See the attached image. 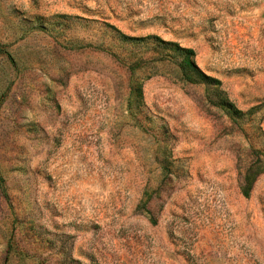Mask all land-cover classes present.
I'll list each match as a JSON object with an SVG mask.
<instances>
[{"label": "rangeland", "instance_id": "1", "mask_svg": "<svg viewBox=\"0 0 264 264\" xmlns=\"http://www.w3.org/2000/svg\"><path fill=\"white\" fill-rule=\"evenodd\" d=\"M0 264H264V0H0Z\"/></svg>", "mask_w": 264, "mask_h": 264}, {"label": "trees", "instance_id": "2", "mask_svg": "<svg viewBox=\"0 0 264 264\" xmlns=\"http://www.w3.org/2000/svg\"><path fill=\"white\" fill-rule=\"evenodd\" d=\"M116 29V28H115ZM117 30V29H116ZM118 31V30H117ZM124 40H130V41H141L145 42L147 40H155L158 42V45L163 50H171L174 53V56L177 62V67L179 69V72L181 74L180 78L189 83H195V84H206L214 82L215 85L220 86L221 81L209 76L206 74L196 63L195 56L196 53L194 49L192 48H186L182 47L177 43L174 42H166L162 40L161 38L157 36H148L146 38H136V37H130L125 34H121ZM161 59H166L165 56L162 55ZM174 59V58H173ZM223 109L226 111V113L230 116L235 115H243V113L237 109L233 104L225 101L223 104ZM262 166H257L256 169H252V171L249 173L248 176L245 177V186L242 188L243 195L245 197H250L249 188L257 178V176L262 173L259 169Z\"/></svg>", "mask_w": 264, "mask_h": 264}]
</instances>
